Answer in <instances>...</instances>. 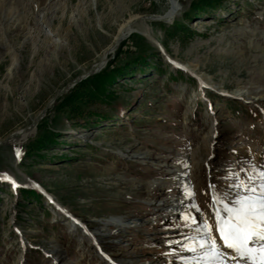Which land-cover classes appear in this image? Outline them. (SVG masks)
<instances>
[{
  "label": "rangeland",
  "instance_id": "1",
  "mask_svg": "<svg viewBox=\"0 0 264 264\" xmlns=\"http://www.w3.org/2000/svg\"><path fill=\"white\" fill-rule=\"evenodd\" d=\"M172 1L0 0V141L34 126L0 143V264H185L196 255L186 238L214 220L213 192L264 166V94L244 93L264 89V0H207L192 13L199 0H179L170 17ZM134 15L163 20H139L146 30L90 70ZM176 23L191 32H170ZM121 66L109 101L59 111L79 82ZM50 132L55 142L33 151ZM185 159L188 201L166 171ZM119 217L136 220L119 228ZM107 220L96 239L85 233Z\"/></svg>",
  "mask_w": 264,
  "mask_h": 264
},
{
  "label": "snow or ice",
  "instance_id": "2",
  "mask_svg": "<svg viewBox=\"0 0 264 264\" xmlns=\"http://www.w3.org/2000/svg\"><path fill=\"white\" fill-rule=\"evenodd\" d=\"M230 177L234 182L212 196L213 205L220 206L213 213L222 245L217 243L212 225L199 224L195 236L186 238L183 245L196 254L182 257L185 264H264V166L250 165L243 179L236 172Z\"/></svg>",
  "mask_w": 264,
  "mask_h": 264
},
{
  "label": "bare ground",
  "instance_id": "3",
  "mask_svg": "<svg viewBox=\"0 0 264 264\" xmlns=\"http://www.w3.org/2000/svg\"><path fill=\"white\" fill-rule=\"evenodd\" d=\"M180 6H181V3L179 0H173L172 1V4L171 6L169 7V9L165 12L166 15L170 16V17H174L176 15V13L180 10ZM184 8V7H183ZM182 8V9H183ZM165 15V16H166ZM138 15H134V16H131L129 19L125 20L123 23H121L119 25V28H118V33H117V37L115 38V41L113 42V44H111L110 46H108L100 55V57L98 58L97 62L92 66V68L90 70H93V69H100L104 66L105 62L108 60V51H111V50H117L118 46L120 45V42L128 37L133 31H142L144 32L146 29L140 24L138 23L139 20H145L146 21V16H142V17H139ZM153 17V16H152ZM157 17V16H156ZM166 19V18H165ZM158 20H163L162 17H158ZM169 20V19H167ZM108 57V58H107ZM200 80L205 82V83H213L214 82V85H215V81L207 76L206 74H200L199 76ZM260 79V78H259ZM262 82H264V76L263 78L261 79ZM261 82V84H262ZM245 88V86H244ZM240 91H242L240 89ZM244 93L250 95L252 98H255L256 96H262L264 94V89L263 88H254V87H246V89L244 90ZM55 98H53L54 100ZM52 103V101H51ZM44 110H42L38 116L34 119V122L33 123H36L40 118V114L43 112ZM33 128L34 126L31 124V125H28V126H25L23 129L19 130V131H15L13 132L12 134H10L6 139L0 141L5 143H16V142H20L22 139H25L28 135H30V133L33 131ZM186 159L184 160V162L178 164V163H172L170 164L167 168H166V171L167 173L169 172L173 179L177 180V182L182 186V188L185 189V193H184V197L185 199H183L184 201H188L189 198V190H188V183H189V180L186 178V166H187V163H186ZM169 178H166V180H168ZM14 181V179H11ZM157 182H159V180H153L150 182V187H152L153 185H155ZM162 182V181H160ZM155 202H152L154 204H157V203H160L162 200H158L157 198L154 199ZM159 201V202H158ZM169 201V200H167ZM182 200L180 198L178 199H173L172 201H170V203L166 204V208H170L171 210H174V209H177L179 206H180V202ZM162 203V202H161ZM220 206L219 205H215V208H219ZM214 220H210V222L208 221L207 223L212 225L213 229H214V234L215 236L217 237V243L218 244H221L222 245V241L219 240V234L218 232H216L215 230V225H213V222L215 224V220H216V216L214 215ZM75 220H78L75 218ZM135 218H129V219H125V218H114V219H111V223L115 222L117 226H119V228H123V227H127V225L129 226L130 224H133L135 222ZM113 221V222H112ZM212 222V223H211ZM110 224V222L107 221H103L102 224L99 226V227H88L85 229V233L87 235H89L91 238H94L96 239V236L100 234V232H105L107 231L108 227L107 225ZM168 240V239H167ZM173 240V239H171ZM170 240V241H171ZM228 252H231V250H227ZM185 263V262H184Z\"/></svg>",
  "mask_w": 264,
  "mask_h": 264
},
{
  "label": "trees",
  "instance_id": "4",
  "mask_svg": "<svg viewBox=\"0 0 264 264\" xmlns=\"http://www.w3.org/2000/svg\"><path fill=\"white\" fill-rule=\"evenodd\" d=\"M207 2V0H199L196 3L191 4V8L189 11H194V9H197L200 4H204ZM215 2V0L213 1ZM216 3V2H215ZM174 32L175 34H180L183 31H186V33L191 32V28L188 27L185 30L181 25L178 23L174 24L170 32ZM123 41V40H122ZM121 41V42H122ZM155 56V55H154ZM153 57H151L152 59ZM139 58H135L132 63L142 62L144 59L138 60ZM126 66L123 67H107L103 69L100 73L94 74L91 77L87 78L86 80H83L82 82H79L75 87H73L70 92L65 96L63 102H62V108L59 109V111H62L63 109H68L72 113L79 114L82 111V108L86 106V104L90 102H96V101H109L112 97L115 95V91H110L111 85L121 77L125 70ZM229 105H232L233 101H227L226 102ZM48 136H42L41 138L35 140L32 143V150L33 151H39L44 147V144L46 142L54 143L55 142V132H50V134H47ZM36 154V153H35ZM27 192L28 194L34 195L35 197H40L41 193L37 191L34 188L31 189H24V192Z\"/></svg>",
  "mask_w": 264,
  "mask_h": 264
},
{
  "label": "water",
  "instance_id": "5",
  "mask_svg": "<svg viewBox=\"0 0 264 264\" xmlns=\"http://www.w3.org/2000/svg\"><path fill=\"white\" fill-rule=\"evenodd\" d=\"M145 19H146V20H156V19H158V17H156V16H155V17H154V16H153V17H152V16H149V17H146ZM41 116H42V115H41ZM41 116H40V117H41ZM40 117H39V118H40Z\"/></svg>",
  "mask_w": 264,
  "mask_h": 264
}]
</instances>
